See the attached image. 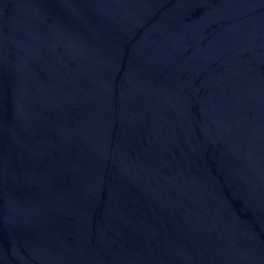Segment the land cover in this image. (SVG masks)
<instances>
[{
    "label": "water",
    "instance_id": "obj_1",
    "mask_svg": "<svg viewBox=\"0 0 264 264\" xmlns=\"http://www.w3.org/2000/svg\"><path fill=\"white\" fill-rule=\"evenodd\" d=\"M0 264H264V0H0Z\"/></svg>",
    "mask_w": 264,
    "mask_h": 264
}]
</instances>
